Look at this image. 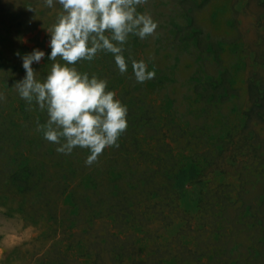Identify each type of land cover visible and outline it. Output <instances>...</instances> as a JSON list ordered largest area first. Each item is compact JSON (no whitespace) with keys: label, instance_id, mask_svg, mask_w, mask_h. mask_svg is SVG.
Returning a JSON list of instances; mask_svg holds the SVG:
<instances>
[{"label":"rangeland","instance_id":"374dc122","mask_svg":"<svg viewBox=\"0 0 264 264\" xmlns=\"http://www.w3.org/2000/svg\"><path fill=\"white\" fill-rule=\"evenodd\" d=\"M62 11L0 0V264H264V0H147L158 27L129 36L125 74L111 53L78 62L128 109L90 166L14 87L34 49L50 71ZM132 60L155 77L137 82Z\"/></svg>","mask_w":264,"mask_h":264},{"label":"clouds","instance_id":"9594fccd","mask_svg":"<svg viewBox=\"0 0 264 264\" xmlns=\"http://www.w3.org/2000/svg\"><path fill=\"white\" fill-rule=\"evenodd\" d=\"M57 2L63 11L47 29L51 37L49 60L53 62L50 71L43 80L37 78L32 65L39 63L45 52L34 49L22 57L26 76L14 87L29 105L34 102L41 112H47L46 123L37 122V131L44 139L59 145L58 153L88 150L86 164L90 166L106 148L119 147L118 140L128 127V109L114 91L107 90V80L81 73L75 65L92 61L103 51L114 56L119 72L125 74L128 63L123 52L129 36L145 39L155 33L158 24L149 14L137 11L147 0ZM45 3L51 8L54 0ZM132 69L139 83L155 77V71H149L142 60H132Z\"/></svg>","mask_w":264,"mask_h":264}]
</instances>
